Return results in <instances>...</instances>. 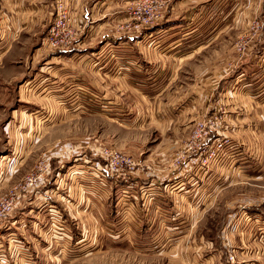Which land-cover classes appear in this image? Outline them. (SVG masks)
I'll list each match as a JSON object with an SVG mask.
<instances>
[{"label": "rangeland", "instance_id": "obj_1", "mask_svg": "<svg viewBox=\"0 0 264 264\" xmlns=\"http://www.w3.org/2000/svg\"><path fill=\"white\" fill-rule=\"evenodd\" d=\"M162 1L161 17L133 31L128 25L134 24L130 20L137 15L135 10L146 5L145 0H86V14L77 12L82 17L71 12L69 0H52V13L43 19L42 31L35 37L23 34L0 59V264H191L202 263L207 255L209 264H230V257L234 264H264V240L247 233L250 220L243 212L264 213V196L258 197L257 181L237 179L238 183L211 201L203 197L205 191L191 193V201L205 199L196 220H190L193 213L188 206L187 220H163L162 204L140 189L151 178L166 182L188 173L200 178L212 173L226 152L238 151L242 130L238 119L233 118L232 126L226 122L229 103L224 87L217 83L204 91L200 97L207 96V103L201 101L203 110L194 117L186 112L179 115L186 103L183 93L193 84V76L211 65L222 68L219 71L227 76L233 73L257 41V21L264 22V17L257 16V0H239L227 32L193 54L178 70L168 94V84L163 91L167 82L161 75H152L153 84L150 75L148 83L134 78L128 82L117 75L119 65L110 43L118 37L136 38L161 25L168 11L182 14L190 23L196 19L199 28L210 26L218 17L210 15L208 0ZM1 2L0 26L7 18ZM98 9L100 31L90 28L94 32L81 43L83 29L98 22ZM58 13L66 28L76 32L75 42L65 49H54L49 43L50 27L58 21ZM189 37L193 44L199 36ZM85 50L93 53L82 57ZM90 55L93 60L88 63ZM102 57L113 63L100 62ZM40 71L55 77L52 86L61 88V93L72 85L67 81L70 76H83L84 81L75 79L73 93L54 98L57 105L51 100L53 106L43 112L42 102L47 100L31 97L23 87L25 80ZM80 88H86L85 92ZM71 101L78 109L66 112ZM161 106L172 115L166 113L163 119L156 111H162ZM201 122L210 133L196 147L194 135ZM218 137L226 139L227 146L203 153ZM109 152L130 156L134 165L112 171ZM75 169L84 172L71 178L67 172ZM94 179L101 182V216L92 203V211L85 207L101 220H73L72 215H80L73 208H81L72 205V184L97 187ZM135 186L139 188L136 193L131 191ZM119 187L124 188L121 193ZM7 203L10 211L5 209ZM50 203L57 205L58 220H48ZM229 220L233 224L226 225ZM195 249L202 252L201 258L189 256Z\"/></svg>", "mask_w": 264, "mask_h": 264}, {"label": "crops", "instance_id": "obj_2", "mask_svg": "<svg viewBox=\"0 0 264 264\" xmlns=\"http://www.w3.org/2000/svg\"><path fill=\"white\" fill-rule=\"evenodd\" d=\"M69 1L72 4L71 12L74 13L75 16H80L77 13L79 11L81 15L86 14L85 9H83V6H86L84 5L86 0ZM208 1L210 2V15L212 14L214 16L215 14V17H218L217 20L208 27L199 28V25L196 24V19L194 20L195 22L193 21V23H190L183 18L182 14L175 16L176 13L174 14L172 11H168L164 23L146 30L145 33L136 38L127 39V37H118V39H113L110 45L115 51L114 60L117 61L119 65L120 72L117 73V75L120 74V76H125L127 81H131L134 78L139 79L141 82L145 81L146 83L150 81V75L152 84L154 82L152 75H161L162 79L167 82L162 85L163 91L165 90V85L168 84L165 92L167 91L169 94L171 92L170 86L172 82L175 81L178 70H182V66L194 56L193 54H195V52L218 38H221L223 34L227 32L230 25L228 22L233 17V12L235 7L238 6L239 0ZM177 2L179 3L180 1ZM1 5L6 11L7 18L3 20L0 26V59L12 48V45L15 44L23 34H29L35 37L36 33L42 31L43 19L52 13V0H2ZM169 9H172L171 6ZM91 13L93 15V11H91ZM96 14L98 15V22L92 26V21L90 20L91 25H88L87 28L84 26L85 28L81 33V38H83L81 43L87 42L89 35L94 32V30L90 28L95 29L97 32L100 31L101 9H98ZM259 15L264 17V0H257V16ZM200 18L201 17H199L198 20H200ZM191 34L195 35V37L199 36L196 43L190 44L189 36ZM144 48L145 52H140L141 49ZM92 53L93 52L89 50H85L81 55L82 57H89V54ZM90 56V59L87 60L88 63L90 62L89 60H93V56ZM239 57L240 56L235 57L234 62H237ZM101 60H103L104 63H113L111 58H99L100 62ZM219 70L221 71L222 68H214L211 65L193 76V84L183 93L186 103L182 106L181 113L178 114L181 115L186 112L193 117L197 116L204 107L201 101L203 100L204 103H207V96L201 99L200 95L203 96L204 91L210 89L211 85L218 83L221 89L224 87L222 90H226L227 92L226 101L227 104L229 103V111L227 110L226 122L229 121L232 126L233 123H235L233 118L240 121L239 128L242 130V134L238 139L239 141H237L239 149L236 153L226 152L224 156H222L223 162L220 163V165L213 164L217 166L214 168L213 172L202 174L200 178L197 175L192 178L190 173H188L189 175L184 177L174 176L171 180L160 182V178L157 177V179L153 181L151 178V181L144 187L141 186L140 189L143 188V191L146 193L154 195L156 203L162 204V213L166 216L163 220H187V215H185L187 206L191 208V214L193 213L190 220H196L199 213L204 210L203 206H205V202L202 201L205 199L203 198L200 200L201 197H199L198 200L191 201V193L197 194L198 191H205L203 197L209 196L211 201L213 196L221 190L225 189L227 186L238 183L237 179L246 180L248 182L257 181V187L260 188L257 190V192H259L258 197L264 196V33L257 36V41L249 46V50L241 59L238 67L233 73L227 76L222 73L223 70L222 72ZM42 73L44 72L40 71L34 73L29 79L25 80L23 87L28 88L27 91L30 93L31 97H39L41 101L47 100L46 103L42 102L43 112H45V108L51 109V106H53L51 100L53 102L55 101L57 105V100L54 98H58L59 95L63 96L64 94L70 96L73 93V83L75 79L84 81L83 76H70L67 81L72 85L65 90V93H61V88H54V86H52L53 84L55 85V77L53 75L44 76ZM46 78H51V80H49V82H44ZM80 89L82 92H85L86 88ZM178 89L179 87L177 91L180 93L181 89ZM189 90L191 91L189 92ZM60 105H62V103ZM63 105L66 104L63 103ZM70 108L72 110L75 108L78 109L74 106L72 101L66 105V112L69 111ZM114 109L118 111L119 105L114 103ZM161 110L162 111H156L161 114L163 119L166 113L172 115L170 111L165 110L162 106ZM83 172V170L75 169L67 173L71 178H75L80 177ZM95 183L97 187L94 185L92 187L90 185H82V187L77 188V186H75V181L74 184H72V188H70L72 194H69L71 196V201H73L72 205L75 207L79 205L77 208H81V211H77L76 208H73L77 213H80L79 216L76 215L77 218L72 215L73 220H101V217L99 218V216H101V182L94 179L93 184ZM198 185L200 189L197 188ZM122 187H119L120 193L124 189H122ZM138 189L139 188L135 186L131 191L136 193ZM157 198H160L162 201H158ZM80 203L82 205H80ZM89 203H92L94 208L100 210L99 216H96L93 212V214H91L93 207L90 208L91 204ZM258 205L261 206V204ZM85 206H89L91 211H89V208L87 210ZM49 207V214H47L49 215L48 220H58L57 216L54 214L57 208L56 203L55 205L54 203H50ZM175 207L177 209H175ZM180 209L185 210L184 213H181ZM69 212L72 214L71 211ZM243 212L247 213L250 220L247 224L249 228L247 233L251 238L256 237L255 240L259 239L263 241L264 213L261 211L260 213L257 211L251 212L249 210ZM230 219H232V217ZM233 221L234 220H229L226 225L230 222L233 224ZM258 227L260 228V232L255 235L256 228ZM257 243L261 244L259 241H257ZM197 251L198 250L195 249L189 256L201 258L202 252L200 253ZM218 256L219 254L216 255V261ZM210 261V257L207 255V259H204L202 263L199 261L190 263L209 264ZM217 263L219 262L217 261Z\"/></svg>", "mask_w": 264, "mask_h": 264}, {"label": "built area", "instance_id": "obj_3", "mask_svg": "<svg viewBox=\"0 0 264 264\" xmlns=\"http://www.w3.org/2000/svg\"><path fill=\"white\" fill-rule=\"evenodd\" d=\"M145 2H146V5L144 7L138 8L137 10H135L137 15L134 17L133 20H130V22L134 21V24L133 25L129 24L128 30H133V31L140 30L141 27L147 26L151 20L157 17L158 18L161 17L162 11H160V9L164 5L163 4L164 2L162 0L160 1L145 0ZM57 18H58V21L55 22V25L52 24L50 27L49 43L51 44L52 47H54V49H65L67 47L72 46V44L75 42L74 39H75L76 32L71 29L66 28L65 24L62 21V18L59 17V13L57 15ZM263 33H264V22L257 21V34H258L257 36ZM199 126H198L199 128L196 126L195 135H194L195 144L193 146H196V147L200 146L199 140L200 139L204 140V137L207 136L208 133H210L208 131V128L207 130L204 128L206 127L205 122H201ZM227 144H228V141L226 139H223L221 137L214 138L210 144L206 145L205 149L203 150V153L207 152L208 150L212 148L214 150H219V149L222 150L225 146H227ZM193 146L191 148H193ZM207 157L211 158L210 156H207ZM129 163L134 165V162L130 158V156H126L121 153H113V152L110 153V163L109 164H110V169L112 171L114 172L123 171L124 169H127L126 167H129V165H127ZM5 207L7 211L8 210L10 211L12 209L9 203H7ZM1 213L3 214V212ZM228 259H229L228 263L229 262L230 264L235 263V260L233 257H230Z\"/></svg>", "mask_w": 264, "mask_h": 264}]
</instances>
